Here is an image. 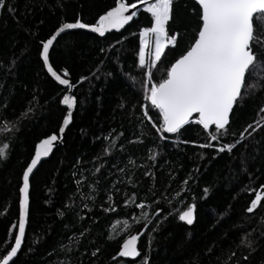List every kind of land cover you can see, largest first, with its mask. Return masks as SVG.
<instances>
[{
	"label": "trees",
	"instance_id": "obj_1",
	"mask_svg": "<svg viewBox=\"0 0 264 264\" xmlns=\"http://www.w3.org/2000/svg\"><path fill=\"white\" fill-rule=\"evenodd\" d=\"M11 2L14 13L0 12V128L15 125L16 131L7 138L0 131V141L12 145L9 157L0 161V253L14 242L12 225L18 221L19 186L34 146L46 135L58 133L65 114V108L56 103L61 86L47 74L38 56L39 41L77 17L95 23L114 6V0ZM196 7L194 0H175L170 25L182 38L179 48L166 50L157 79L189 46L197 28ZM149 21L147 14H140L120 32L104 37L72 30L51 50L54 69L62 72L67 68L73 83L81 76L90 77L98 67L100 78L90 77V82L74 89L80 103L73 122L62 144L30 178V214L16 264H114L111 257L118 251L121 237L145 231L148 221L152 223L138 247L149 254L150 264H225L231 251L236 252L235 259L247 254L246 248L238 247L244 233H252L258 245L249 264L264 258V208L251 214L245 211L264 184V132L254 134L231 154L198 148L205 135L196 125H187L180 135L168 134L167 141H160L141 118L139 104L146 102L139 84L142 77L134 66L138 37L132 34ZM108 72L113 75L107 76ZM261 106L264 91L257 89L234 109L230 133L236 135L230 134L222 142L239 139L248 123L260 119ZM29 107L31 115L23 117ZM150 114L155 120V112ZM104 136H119L107 156L103 149L112 141L103 140ZM137 140L142 143H129ZM153 154L155 161L149 159ZM97 167L102 171L96 172ZM145 171L153 176H145ZM189 176L192 179L184 186L182 181ZM76 180L81 181L79 186ZM205 187L209 188L207 198H203ZM133 196L136 198L130 199ZM125 200H129L127 205ZM109 203L114 212L103 211ZM139 203L145 204L143 210L136 207ZM188 203L197 204L191 226L179 221L177 215ZM156 207L161 209L159 218L154 215ZM153 227L156 231H151ZM96 248L100 254L92 257ZM120 264L128 262L121 260Z\"/></svg>",
	"mask_w": 264,
	"mask_h": 264
},
{
	"label": "snow or ice",
	"instance_id": "obj_2",
	"mask_svg": "<svg viewBox=\"0 0 264 264\" xmlns=\"http://www.w3.org/2000/svg\"><path fill=\"white\" fill-rule=\"evenodd\" d=\"M174 5L175 0H114V6L100 15L95 23L84 22L77 17L73 22L61 23L46 38L39 41L38 56L47 74L58 86H61L56 103L65 108V114L58 124V133L46 135L35 144L34 155L22 172L18 221L12 225V229H15L14 242L0 253V264H16L19 254L22 253L30 214V178L42 158L48 157L57 143L62 142L66 129L73 122L74 110L80 103L77 95L74 94V89L86 81L90 82V77L100 78L99 67L90 74V77L81 76L75 83L72 82L67 68L62 72L54 69L50 61V52L64 35L70 34V30L88 29L104 37L105 33L111 30L124 29L140 14H147L150 17L148 26L141 27L138 33L132 34L138 37L134 66L139 69L142 77L139 84L143 100L146 102L139 104L141 118L155 130V135L160 141H167L168 134L180 135L187 125H196L205 135V142L196 145L198 148L213 149L217 154H231L238 145L254 137V134L264 132V106H261L257 113L260 119L248 123L239 133V139L222 142L230 134L236 135L230 133L234 109L246 98L254 95L257 89L264 91V0H195L197 28L194 30L192 40L174 62L164 67L161 77L157 79L156 72L161 71L162 58H166V50L179 48L182 38L181 33L174 31L170 25V21H174ZM15 10L11 0H0V12L14 13ZM100 51L107 55L105 49L101 48ZM103 63L101 61V64ZM106 75L112 76L113 73L108 72ZM253 80L256 82H250ZM135 83L133 81L132 85L134 86ZM120 107L124 105L121 104ZM32 111L33 109L29 107L21 115L28 117ZM152 111L156 114L155 120L150 114ZM0 131L7 138L16 131V127L13 125L9 128L8 124H4ZM120 136L123 134L121 133ZM96 139L101 138L96 137ZM110 139L112 141L110 147L103 149L105 156L109 154L111 147L116 146L115 142L119 136L103 137L105 141ZM129 143H142V141H129ZM182 143L188 144L190 141L183 140ZM191 143L195 144V141ZM11 147L10 142L0 141V161L9 157ZM156 158V154L149 157L153 161ZM241 162L243 163V160ZM80 163L81 160L78 159L77 164ZM129 163L133 162L129 160ZM119 170L125 171V169ZM101 171L100 167L96 168V172ZM144 175L151 177L153 173L145 171ZM190 179L191 176L183 180L182 184L187 186ZM76 184L79 186L81 181L76 180ZM259 188L245 210L249 214L254 213L258 208H264V184ZM184 191L185 188H182L181 192ZM202 192L203 198H207L209 188H203ZM177 195L180 193L178 192ZM135 198L133 196L130 199ZM128 203L129 200H125V204ZM154 203L158 204V201ZM136 207L143 210L145 204L139 203ZM115 210L110 203L103 207L105 212ZM160 212L161 209L156 207L154 215L159 218ZM196 212L197 204L188 203L177 213L178 220L191 226L196 220ZM142 215L147 217L148 213L142 212ZM261 222L264 223V218H261ZM149 223L152 221L145 223V231L136 234L128 232L121 237L118 251L111 257L114 264H120L121 260L127 261L128 264H136L137 258H140V264H150L149 254L142 253L138 247V242L148 230ZM151 231H156V227ZM151 244L150 239L149 248ZM240 246L248 250L247 254L235 259L236 252L231 251L225 264H233V262L249 264L250 257L257 251V240L252 238V233H244L238 247ZM100 251V248H96L91 252V256L98 257ZM208 251L211 252L212 249ZM258 264H264V258L260 259Z\"/></svg>",
	"mask_w": 264,
	"mask_h": 264
},
{
	"label": "water",
	"instance_id": "obj_3",
	"mask_svg": "<svg viewBox=\"0 0 264 264\" xmlns=\"http://www.w3.org/2000/svg\"><path fill=\"white\" fill-rule=\"evenodd\" d=\"M194 1H195V0H194ZM130 23H131V22H130ZM126 26H127V25H126ZM126 26H125V27H126ZM121 30H123V29H121ZM121 30H119V31H117V30H111L110 32H120ZM70 31H72V30H70ZM84 31H87V32L93 33V32H91V31L88 30V29H84ZM110 32H107V33H110ZM107 33H105V34H107ZM94 34H97V35L99 36L98 33H94ZM100 37H101V36H100ZM45 70H46V69H45ZM46 72H47V71H46ZM64 134H65V133H64ZM63 137H64V135H63ZM38 142H39V141H38ZM38 142H37V143H38ZM61 144H62V142H58L56 146L61 145ZM54 148H55V147H54ZM53 150H54V149H53ZM33 155H34V152H33ZM50 155H51V153H50ZM50 155H49L48 157L42 158L41 162L44 161V160H47V159L50 157ZM29 162H30V161H29ZM41 162H40V163H41ZM40 163H39V164H40ZM39 164H38V166H39ZM38 166H37V167H38ZM35 170H36V169H35ZM35 170H34V171H35ZM21 184H22V183H21Z\"/></svg>",
	"mask_w": 264,
	"mask_h": 264
}]
</instances>
